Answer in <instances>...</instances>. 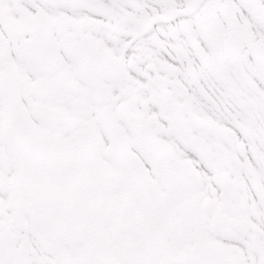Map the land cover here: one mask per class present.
Here are the masks:
<instances>
[{"label": "snow or ice", "instance_id": "6c2138e0", "mask_svg": "<svg viewBox=\"0 0 264 264\" xmlns=\"http://www.w3.org/2000/svg\"><path fill=\"white\" fill-rule=\"evenodd\" d=\"M0 264H264V0H0Z\"/></svg>", "mask_w": 264, "mask_h": 264}]
</instances>
